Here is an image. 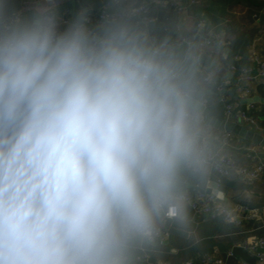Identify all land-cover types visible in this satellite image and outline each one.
<instances>
[{
    "label": "clouds",
    "instance_id": "clouds-1",
    "mask_svg": "<svg viewBox=\"0 0 264 264\" xmlns=\"http://www.w3.org/2000/svg\"><path fill=\"white\" fill-rule=\"evenodd\" d=\"M70 2L0 0V264H136L212 160L198 82L129 0Z\"/></svg>",
    "mask_w": 264,
    "mask_h": 264
},
{
    "label": "crops",
    "instance_id": "crops-1",
    "mask_svg": "<svg viewBox=\"0 0 264 264\" xmlns=\"http://www.w3.org/2000/svg\"><path fill=\"white\" fill-rule=\"evenodd\" d=\"M129 3L132 8L139 4L148 6L151 15L155 17L153 23L145 24L142 17L137 15H134V19L145 28L151 41L177 52L191 76L195 72L200 73L199 78L192 76L200 84L203 82L204 72L200 70L199 60L192 56L198 53L196 47L201 40L204 37L210 38L212 45L201 53L200 58L202 60L204 55H210L211 64H204L215 72L216 79H219V89L223 88L225 92L232 94V86H236L239 103L230 101L235 104L237 111L248 108L249 104H242L241 100L250 97L240 93L238 88L248 87L252 90V96L264 98V77L257 76L252 82H247L240 76L242 68L252 70L257 75L259 66L256 59L264 60V0H197L194 3L182 0L179 6L165 4L163 0H129ZM71 6L70 0H65L62 5L64 8ZM183 36L191 46L190 51L185 45H177V40ZM189 63L194 65L195 71L192 67L188 68ZM232 65L236 67L235 71L231 70ZM207 91L211 92L210 89ZM252 104L256 105L254 114L260 125L256 132L264 136V102ZM222 113L223 118L227 119L225 108ZM241 124L254 129L247 123ZM210 127L213 146L218 148L226 137L229 141L225 150L241 165L253 168L264 161L262 145L233 132ZM220 178L217 172L209 168L205 178L195 177L189 181L187 192H207L211 182L224 186L223 198L214 194L219 203L239 204L250 210H258L259 217L234 224L223 216L198 213L185 200L179 216L166 219L160 225L169 231L168 240L162 244L148 243L138 254L136 264H183L189 260L206 264L207 259H219L221 264H258L256 254L241 247V244L259 234L264 227V173L252 181L236 174L222 178L219 182ZM173 229L178 230V233ZM145 253L148 257L144 259L142 255Z\"/></svg>",
    "mask_w": 264,
    "mask_h": 264
},
{
    "label": "built area",
    "instance_id": "built-area-1",
    "mask_svg": "<svg viewBox=\"0 0 264 264\" xmlns=\"http://www.w3.org/2000/svg\"><path fill=\"white\" fill-rule=\"evenodd\" d=\"M165 4H170L173 6H179L182 0H163ZM192 3L197 0H189ZM134 15L142 17L145 24H151L155 21V17L151 15L150 9L146 4H139L135 6ZM202 24V23H201ZM177 45L180 47L182 45L187 46V50L190 51L191 46L187 42L186 37H180L177 40ZM212 45V41L208 37H204L201 42L197 45L196 49L198 53L193 54V59L199 60L200 70L204 72L203 82L206 84H211L214 82L216 76L215 72L207 65L203 63L200 58L201 53L203 54L208 50V48ZM256 63L259 66V71L257 75H254L252 70L247 68H242L240 71L241 79L247 82H252L257 76L264 77V60L256 59ZM231 70L235 71L236 67L234 65L231 66ZM222 93L225 92L223 88L220 89ZM240 93L246 94L247 96H252V90L250 88H238ZM224 108L226 110L227 119L231 121H235L238 123H247L253 126V130L260 129V125L255 116L256 105L249 104L246 110H236L235 104L229 101L226 96L221 98ZM211 131V127H210ZM228 139L225 137L222 139L220 146L218 148L213 146V156L210 163V167L215 172L219 174L222 178H227L232 176L233 174L238 175L240 178H243L247 181H252L254 179L259 178L264 173V161L258 163L255 167L250 168L248 166L241 165L236 159L232 157V155L225 150V145L228 144ZM185 200L191 204L193 209L201 214H206L210 216H223L225 220L234 224H241L242 222L250 221L256 217H259L260 212L258 210H250L245 206L239 204H221L217 201V198L214 194L207 193L205 191H198L195 194H190L187 192ZM179 216V215H178ZM173 217L170 219L177 218ZM169 238V231L164 227L160 226L157 235L151 241L154 244H162L165 243ZM241 247L253 251L258 259V264H264V227H262L261 232L256 236L250 237L247 241L241 244ZM145 259L147 258V253L142 255ZM221 264V260L219 259H207L206 264ZM157 264H171L169 262H159ZM183 264H199L194 260H189L184 262ZM247 264V263H242Z\"/></svg>",
    "mask_w": 264,
    "mask_h": 264
},
{
    "label": "water",
    "instance_id": "water-1",
    "mask_svg": "<svg viewBox=\"0 0 264 264\" xmlns=\"http://www.w3.org/2000/svg\"><path fill=\"white\" fill-rule=\"evenodd\" d=\"M207 93L208 91L201 90L202 98ZM258 102H264V98L259 95H253V96H250V97H247L241 100L242 104H252V103H258ZM203 110H204L206 122L208 123L209 126H212L213 128H216L220 131L233 132L245 139L252 140L253 142L260 144L264 147V136L261 133L256 132L241 123L231 121L228 119H224V118H219L218 116L213 114L211 109L204 103V100H203ZM224 191H225L224 186H217V184L212 183V182L209 184L207 188V192L210 194L216 195L217 192H220L223 194L222 197H219L216 195L218 198L224 197ZM173 231L175 233H178V230L173 229ZM179 233H181V231H179Z\"/></svg>",
    "mask_w": 264,
    "mask_h": 264
},
{
    "label": "trees",
    "instance_id": "trees-1",
    "mask_svg": "<svg viewBox=\"0 0 264 264\" xmlns=\"http://www.w3.org/2000/svg\"><path fill=\"white\" fill-rule=\"evenodd\" d=\"M209 54H206L202 57L203 63L205 64H211V59L209 57ZM190 67L193 68V70L195 71L194 65L189 63L188 68L190 69ZM192 74V73H191ZM196 76V77H201V74L198 72H195L192 74V76ZM195 79V78H194ZM200 86V91H207V89H210L211 92L207 93L206 95H204L203 99H204V103L211 109V111L213 112L214 115L218 116L219 118H223V113H222V109L224 108V104L221 100V98L223 96H226L229 101L230 100H235L236 103L238 104L239 101L237 100V88L236 86H232L233 87V92L232 94H229L228 92H224L222 93L221 90L218 88L219 87V79L214 80L213 83L211 84H206L204 82H202L201 84L198 83ZM264 122V121H263ZM248 143H252L251 141H248Z\"/></svg>",
    "mask_w": 264,
    "mask_h": 264
}]
</instances>
